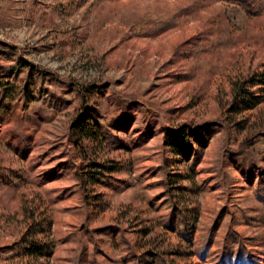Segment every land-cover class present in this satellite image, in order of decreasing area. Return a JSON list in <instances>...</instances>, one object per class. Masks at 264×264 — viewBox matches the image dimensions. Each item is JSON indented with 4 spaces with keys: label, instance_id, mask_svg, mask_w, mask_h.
<instances>
[{
    "label": "rangeland",
    "instance_id": "374dc122",
    "mask_svg": "<svg viewBox=\"0 0 264 264\" xmlns=\"http://www.w3.org/2000/svg\"><path fill=\"white\" fill-rule=\"evenodd\" d=\"M0 264H264V0H0Z\"/></svg>",
    "mask_w": 264,
    "mask_h": 264
},
{
    "label": "trees",
    "instance_id": "16d2710c",
    "mask_svg": "<svg viewBox=\"0 0 264 264\" xmlns=\"http://www.w3.org/2000/svg\"><path fill=\"white\" fill-rule=\"evenodd\" d=\"M249 95V93L246 91L245 88L239 89L238 93L236 94L235 98V105L240 107L242 110H251L254 109L257 104L259 103L258 100L253 98V96ZM78 134L80 135V138H86L98 145H102V136L100 134L98 126L96 124H90L87 122L86 125L81 124L77 126ZM185 131H177V132H170V139L168 140V143H175L179 145V149H184L188 146V150L190 147V144L186 143L185 140ZM173 141V142H172ZM244 161H247L246 158L243 159ZM107 165H104L102 163H97L96 161H93L88 166H85L84 172H82V178L83 181L86 183V187L89 185L91 187H96L98 184H100V181L102 179V175L105 173V171L114 172L115 168L112 166L111 168H106Z\"/></svg>",
    "mask_w": 264,
    "mask_h": 264
}]
</instances>
